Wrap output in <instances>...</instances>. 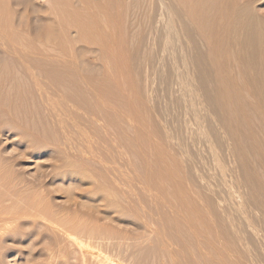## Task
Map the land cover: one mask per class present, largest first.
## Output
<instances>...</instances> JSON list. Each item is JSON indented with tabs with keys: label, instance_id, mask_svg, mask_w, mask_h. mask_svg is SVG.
Masks as SVG:
<instances>
[{
	"label": "rangeland",
	"instance_id": "rangeland-1",
	"mask_svg": "<svg viewBox=\"0 0 264 264\" xmlns=\"http://www.w3.org/2000/svg\"><path fill=\"white\" fill-rule=\"evenodd\" d=\"M6 1L0 264H264V0Z\"/></svg>",
	"mask_w": 264,
	"mask_h": 264
},
{
	"label": "bare ground",
	"instance_id": "bare-ground-1",
	"mask_svg": "<svg viewBox=\"0 0 264 264\" xmlns=\"http://www.w3.org/2000/svg\"><path fill=\"white\" fill-rule=\"evenodd\" d=\"M5 1L6 0H0V3H5ZM82 1H86V3L88 2H90V0L89 1H87V0H82ZM100 1V3L102 4V3H104V1L103 0H99ZM98 1V2H99ZM108 1V0H107ZM118 1V0H117ZM116 1V2H117ZM120 1V0H119ZM199 1L200 0H192V10H193V12H194V16H198V14H197V8H198V6L200 5L199 4ZM225 1V0H224ZM95 2V1H94ZM113 2V1H112ZM201 2V1H200ZM6 3H7V1H6ZM50 3H52L53 5H56V7H54L55 8V10L53 11V12H55L56 11V13H59V15L61 14V10H62V8L61 7H58L57 5H63V7H65V5L66 4H68L69 3V0H50ZM105 3H106V0H105ZM1 4V5H2ZM8 4V3H7ZM70 4H71V1H70ZM199 4V5H198ZM224 4V3H223ZM227 4V3H226ZM4 5V4H3ZM86 6H87V4H85ZM89 5H91V4H89ZM89 5L87 6V7H89ZM107 4H105V6H106ZM232 5V4H231ZM6 7H7V5H5ZM5 6H2L1 7V9H3V7H5ZM69 6V5H68ZM86 6H85V8H86ZM102 6H103V4H102ZM112 6V5H111ZM219 6H220V4H219ZM66 7H67V5H66ZM91 7V6H90ZM89 7V8H90ZM96 7V6H95ZM200 7V6H199ZM224 7V6H223ZM56 8H57V10H56ZM83 8H84V6H83ZM88 8V9H89ZM221 8V7H220ZM227 8V7H226ZM6 9V8H5ZM8 9V8H7ZM97 8H95V10H96ZM64 10L66 11V10H68V9H66V8H64ZM69 10H70V12H67L66 11V14L67 13H69L68 14V16H71V17H73L74 18V21H75V23L76 24H78V26H80V27H82V28H85V27H87L88 25H90V24H87L88 22V20L86 19V17L88 18V14L89 13H85V12H79V11H77V10H73V9H70L69 8ZM95 10H94V12H95ZM108 10V9H107ZM106 10V11H107ZM228 10V9H227ZM0 11H2V10H0ZM3 11H5V10H3ZM9 11V10H8ZM97 11V10H96ZM110 11V10H109ZM112 11V10H111ZM199 11V10H198ZM207 11V10H206ZM51 12V11H50ZM62 12L65 14V12L62 10ZM108 12V11H107ZM200 12V11H199ZM212 12V11H211ZM63 13L60 15V16H63ZM66 14H65V16H66ZM90 14H92L91 13V10H90ZM89 14V15H90ZM195 14H197V15H195ZM203 14V13H202ZM10 15V14H9ZM4 16V15H3ZM8 17V16H7ZM90 17V16H89ZM68 18V17H67ZM94 18V17H93ZM217 18V17H216ZM71 19V18H70ZM91 20H92V16H91V18H90ZM94 19H96V17L94 18ZM91 20H90V22H91ZM216 20V19H215ZM73 21V22H74ZM94 21H96V20H94ZM3 22V21H2ZM9 23V22H8ZM74 23V24H75ZM250 24H251V22H250ZM249 24H247L246 26H248ZM107 26V25H106ZM250 26H252V25H250ZM249 26V27H250ZM258 26V25H257ZM6 27V26H5ZM260 27V25L258 26V28ZM3 28V27H2ZM9 28V27H8ZM88 28V27H87ZM253 28H256L255 26H254V23H253ZM252 28V29H253ZM258 28H256V30H258ZM11 29V28H10ZM91 29H92V25H91ZM91 29H89L90 31H91ZM96 29V28H95ZM108 29V28H107ZM246 29H248V28H246ZM2 30V29H1ZM5 30V29H4ZM7 30V29H6ZM83 30V29H82ZM93 31V30H92ZM95 31V30H94ZM247 31H249V30H246V32ZM254 31V30H253ZM250 32V31H249ZM10 33V32H9ZM22 33V32H21ZM254 33V32H253ZM12 34V33H11ZM14 34V33H13ZM248 34V33H247ZM255 34V33H254ZM16 35V34H15ZM89 35V34H88ZM222 35V34H221ZM248 35H250V34H248ZM19 36V35H18ZM94 36V35H93ZM98 36V35H97ZM254 36V38H255V35H253ZM252 36V37H253ZM14 37V36H13ZM250 38V37H249ZM21 39V38H20ZM221 39V38H220ZM251 39H253V38H251ZM214 40V39H213ZM217 40V39H216ZM219 40V39H218ZM217 42V41H216ZM213 43V42H212ZM211 43V44H212ZM37 44V43H36ZM256 45H258L260 48H263V46H264V40H263V34H262V32H258L257 33V36H256ZM112 47H114V46H112ZM111 47V48H112ZM111 48H109V49H111ZM214 48H215V46H214ZM217 48V47H216ZM217 50V49H216ZM20 52V51H19ZM24 52V51H23ZM40 52V51H39ZM262 52H264V50L262 49ZM25 54V53H24ZM112 54V53H111ZM263 54V53H262ZM261 54V55H262ZM264 58V57H263ZM27 59V58H26ZM262 59V58H261ZM25 68V67H24ZM37 88V87H36ZM55 96H56V94H55ZM52 97H53V95H52ZM49 102V101H48ZM52 102V101H51ZM106 184V183H105ZM102 189V188H101ZM107 189V188H106Z\"/></svg>",
	"mask_w": 264,
	"mask_h": 264
}]
</instances>
